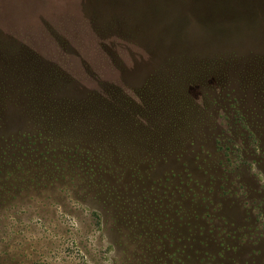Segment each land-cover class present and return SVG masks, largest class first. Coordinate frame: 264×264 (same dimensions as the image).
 <instances>
[{"label": "rangeland", "instance_id": "1", "mask_svg": "<svg viewBox=\"0 0 264 264\" xmlns=\"http://www.w3.org/2000/svg\"><path fill=\"white\" fill-rule=\"evenodd\" d=\"M203 4L0 0V264H264V0Z\"/></svg>", "mask_w": 264, "mask_h": 264}, {"label": "trees", "instance_id": "2", "mask_svg": "<svg viewBox=\"0 0 264 264\" xmlns=\"http://www.w3.org/2000/svg\"><path fill=\"white\" fill-rule=\"evenodd\" d=\"M204 0H166V6L169 8L166 11V15L160 19L161 22L165 23L166 21L175 22L177 21L184 25L182 33L186 36L185 25H187L189 32L187 35H209V34H217L218 33L223 36L227 35L223 31V27H221V23L225 20L221 15L213 14L207 11V6L203 4ZM173 8L183 9L185 12L181 15L180 18H173ZM175 20V21H173ZM176 23V22H175ZM175 23H167V27L163 30V38L166 40H170V36L172 32L170 31L173 28ZM164 27V25H163ZM220 27V29H219ZM220 31V32H218ZM183 37V36H180ZM219 37V35H218ZM172 38V37H171ZM205 264H212L211 262H206Z\"/></svg>", "mask_w": 264, "mask_h": 264}, {"label": "bare ground", "instance_id": "3", "mask_svg": "<svg viewBox=\"0 0 264 264\" xmlns=\"http://www.w3.org/2000/svg\"><path fill=\"white\" fill-rule=\"evenodd\" d=\"M15 11V10H14ZM12 13V12H11ZM11 15V14H10Z\"/></svg>", "mask_w": 264, "mask_h": 264}]
</instances>
